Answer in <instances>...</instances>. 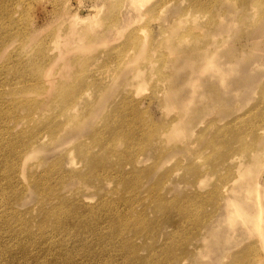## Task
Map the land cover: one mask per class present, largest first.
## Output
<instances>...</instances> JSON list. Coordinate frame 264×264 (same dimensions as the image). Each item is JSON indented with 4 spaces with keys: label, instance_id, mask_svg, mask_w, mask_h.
<instances>
[{
    "label": "rangeland",
    "instance_id": "rangeland-1",
    "mask_svg": "<svg viewBox=\"0 0 264 264\" xmlns=\"http://www.w3.org/2000/svg\"><path fill=\"white\" fill-rule=\"evenodd\" d=\"M0 48V219L106 201L128 242L78 264H264V0H0Z\"/></svg>",
    "mask_w": 264,
    "mask_h": 264
},
{
    "label": "bare ground",
    "instance_id": "bare-ground-1",
    "mask_svg": "<svg viewBox=\"0 0 264 264\" xmlns=\"http://www.w3.org/2000/svg\"><path fill=\"white\" fill-rule=\"evenodd\" d=\"M78 15L80 16V18H82V9H80ZM4 56L5 53L3 52V48H0V59ZM204 56L207 57L208 55L204 54L203 57ZM210 64L211 62H208L207 67H210ZM170 97L173 99L172 94ZM122 106L129 107L127 103H123ZM126 121L127 120H125L124 122ZM6 133L13 134L16 133V130H14V128H8L6 130ZM18 136L19 135L14 138V141L18 138ZM258 156L256 157V159L258 158ZM98 175L100 174L96 173L94 174V177H98ZM66 178L67 177L63 176L61 178V182H63V180ZM258 184L259 182L256 183V185ZM249 188L253 190L254 185L251 184L249 187H246L245 181L242 178L236 186H232L229 189V192L232 194V196L224 198V201L226 205H229L231 210L233 211L231 212V215L234 214V212H238L234 214V216H246L249 218L248 215L254 213V207L257 206L256 198L250 197ZM240 193H242L241 197H239ZM237 197H239L242 201L250 199L251 202H245L246 204L242 206L240 203L243 202ZM235 199L237 201H233ZM61 202H63V198L58 197L57 203H51L47 208L44 209V217L39 222V226L43 228L50 227L51 229L49 232H44L41 236L38 237V239L33 237L28 230L29 228H31L30 225L25 226L23 232H19L16 228V225L12 223V216H7L6 218L4 217L0 219V229L3 228L2 230H0V236L9 235L15 239L13 243L18 244V246H16L13 245V243L10 244V242L5 241V239H2V243H8L9 246H7L8 248H6V250L4 251L1 250L2 245L0 243V264H78V253H83L78 252V248L75 247L76 245L78 246L79 242V245L82 244L81 246L83 247H91L92 245H94L92 247L97 248V254L95 255V257L100 261L102 257H104V252H114L116 250H120L127 244L128 241L123 238V234L126 230V222L122 219L121 215L117 216L116 213L112 212L106 213V211L111 208V203H107L106 201H99L96 203V206H86L79 202L72 204H69L68 202ZM10 205H12V203H10ZM5 207L9 209V206L7 204H5ZM236 207H238L237 211L235 210ZM109 221L111 225L108 224ZM221 223L222 222H219L217 224L222 226ZM107 225H109V228ZM218 227L220 226L216 225L215 229H217ZM20 236L25 239L24 242L20 240ZM228 236L229 233L225 231L222 235L223 239L221 238V243L225 244L226 238ZM102 239H106L109 243L107 247L103 244H100V240ZM41 240L47 242L49 244L48 247L53 246L54 252H50V254H48L46 250L40 251L42 250L40 249ZM82 240L84 241V243H82ZM203 240L205 243L209 241L206 238H204ZM68 241H72V246L68 245ZM218 243H220V241L217 242V244ZM5 254L6 256H9L10 261L2 259V256ZM117 257L119 256L112 258L106 257L103 264H129L128 261L121 262L115 260L114 258ZM92 261L89 264H93ZM140 263L142 264L141 259H139L138 256V261H133L131 264Z\"/></svg>",
    "mask_w": 264,
    "mask_h": 264
}]
</instances>
